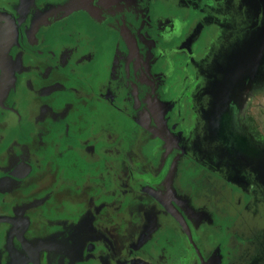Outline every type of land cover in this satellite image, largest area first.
Here are the masks:
<instances>
[{
    "label": "flooded vegetation",
    "instance_id": "flooded-vegetation-1",
    "mask_svg": "<svg viewBox=\"0 0 264 264\" xmlns=\"http://www.w3.org/2000/svg\"><path fill=\"white\" fill-rule=\"evenodd\" d=\"M69 2L0 0V264H259L253 192L189 159L176 107L192 100L163 65L180 46L157 42L173 16L147 0H92L89 14ZM91 18L125 36L105 66Z\"/></svg>",
    "mask_w": 264,
    "mask_h": 264
},
{
    "label": "rangeland",
    "instance_id": "rangeland-1",
    "mask_svg": "<svg viewBox=\"0 0 264 264\" xmlns=\"http://www.w3.org/2000/svg\"><path fill=\"white\" fill-rule=\"evenodd\" d=\"M77 1L80 5L75 12H91L86 4L92 0ZM149 3L176 22L174 31L164 28L157 42L163 49L180 46L163 65L173 75L170 83L181 80L184 87L187 82V100H192L176 107L177 113L191 116L189 159L218 164L210 171L249 188L253 209L264 211V0H147ZM91 20L99 25L93 29L102 32L97 41L103 46L100 60L105 66L123 51L125 36L122 30L103 29L100 22ZM71 28L72 21L61 35L66 37Z\"/></svg>",
    "mask_w": 264,
    "mask_h": 264
},
{
    "label": "water",
    "instance_id": "water-1",
    "mask_svg": "<svg viewBox=\"0 0 264 264\" xmlns=\"http://www.w3.org/2000/svg\"><path fill=\"white\" fill-rule=\"evenodd\" d=\"M78 3H79V1H77V0H70L69 4L67 6L74 8L78 5H80ZM148 193L152 197H154L157 201H159L164 206V208L167 210V212L170 213L177 220V222L181 225V227L186 232L190 242L194 245V243L192 241L190 230H189L187 224L185 223V220L183 219L182 215L171 205V203L165 198V196L161 192H159L157 190H150V191H148ZM194 247H195V245H194Z\"/></svg>",
    "mask_w": 264,
    "mask_h": 264
}]
</instances>
